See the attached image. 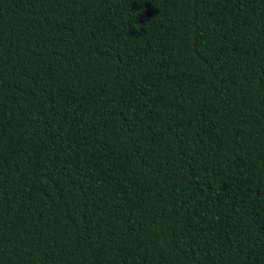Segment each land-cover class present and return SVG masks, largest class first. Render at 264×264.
<instances>
[{"label": "trees", "instance_id": "trees-1", "mask_svg": "<svg viewBox=\"0 0 264 264\" xmlns=\"http://www.w3.org/2000/svg\"><path fill=\"white\" fill-rule=\"evenodd\" d=\"M0 264H264V0H0Z\"/></svg>", "mask_w": 264, "mask_h": 264}]
</instances>
